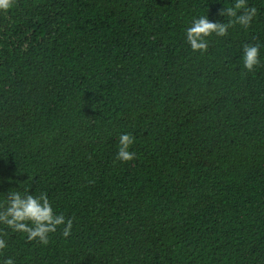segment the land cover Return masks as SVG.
Instances as JSON below:
<instances>
[{"label": "trees", "instance_id": "obj_1", "mask_svg": "<svg viewBox=\"0 0 264 264\" xmlns=\"http://www.w3.org/2000/svg\"><path fill=\"white\" fill-rule=\"evenodd\" d=\"M16 0L0 11V202L46 192L49 243L0 224V264H264V0ZM246 44L260 46L252 72ZM131 133L135 159L117 160Z\"/></svg>", "mask_w": 264, "mask_h": 264}, {"label": "clouds", "instance_id": "obj_2", "mask_svg": "<svg viewBox=\"0 0 264 264\" xmlns=\"http://www.w3.org/2000/svg\"><path fill=\"white\" fill-rule=\"evenodd\" d=\"M16 0H0V11L8 12ZM219 15L229 18L227 23L212 22L207 16H201L193 20L186 30V39L194 52L201 54L208 51V39L213 34L224 37L228 29L236 24L249 28L254 17L257 15L255 6H248L247 0H235L232 6L224 7ZM243 66L247 71L252 72L260 61V46L246 44L243 48ZM135 142L131 133L121 134L117 152V160L128 162L135 159V153L130 151ZM0 224L6 225L13 232L24 233L28 241H38L44 245L49 243V234L55 233L59 226H63L62 234L67 238L72 231L73 219L66 218L64 214H57L47 196L46 192L39 195L29 194L27 191L21 193L17 190H10L6 200L0 202ZM0 234V250L7 247L3 235ZM4 264H14L12 258L4 261Z\"/></svg>", "mask_w": 264, "mask_h": 264}]
</instances>
